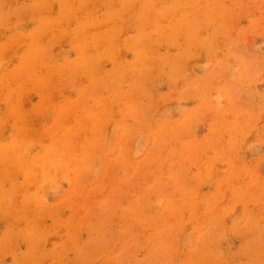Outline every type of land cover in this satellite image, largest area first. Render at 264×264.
Wrapping results in <instances>:
<instances>
[{"label":"rangeland","instance_id":"obj_1","mask_svg":"<svg viewBox=\"0 0 264 264\" xmlns=\"http://www.w3.org/2000/svg\"><path fill=\"white\" fill-rule=\"evenodd\" d=\"M0 264H264V0H0Z\"/></svg>","mask_w":264,"mask_h":264}]
</instances>
